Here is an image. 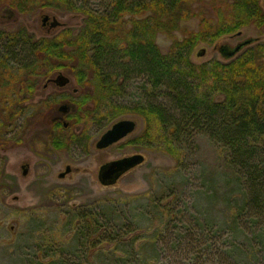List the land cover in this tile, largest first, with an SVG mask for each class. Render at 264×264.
Masks as SVG:
<instances>
[{
  "label": "trees",
  "instance_id": "1",
  "mask_svg": "<svg viewBox=\"0 0 264 264\" xmlns=\"http://www.w3.org/2000/svg\"><path fill=\"white\" fill-rule=\"evenodd\" d=\"M91 1L0 0V9L11 11V18L49 10L81 19L78 27L37 41L25 28L6 32L0 27V70L14 80L41 70L40 61L46 73L54 67L70 69L76 84H87L76 101L75 123L92 122L96 116L111 121L137 115L144 128L132 143L143 148H163L177 156L197 136L209 138L224 152L235 178L233 185L243 198L236 203L229 231L209 223L204 226L206 222L200 223L199 218L194 220L199 232L193 222L181 233L171 231V248L189 251L190 244L195 250L188 262L175 264H237L249 252L250 257L258 255L260 245L264 247V64L258 61L264 59V45L255 49L250 48L255 43L246 45L227 60L203 64L191 60L199 45L214 44L249 25V19L259 18L258 0L252 8L247 0H213L214 17H201L198 30L181 39L174 38L173 32L182 20L200 17L193 10L194 2L200 0H99L96 7ZM256 22L264 25V21ZM160 33L172 39L166 53L156 44ZM24 54L34 55L37 61L25 63ZM131 77L147 86L142 102H116L113 98L122 94ZM104 101L105 115L99 112ZM101 215L96 210L77 211L75 217L84 223L79 234L97 233L109 219ZM240 236L246 239L236 240Z\"/></svg>",
  "mask_w": 264,
  "mask_h": 264
},
{
  "label": "rangeland",
  "instance_id": "2",
  "mask_svg": "<svg viewBox=\"0 0 264 264\" xmlns=\"http://www.w3.org/2000/svg\"><path fill=\"white\" fill-rule=\"evenodd\" d=\"M211 2L213 4V0L194 2L193 10H197L200 17L182 20L172 36L181 39L198 30L201 17H214ZM98 4L99 0L91 1L94 7ZM10 12L0 9L1 30L12 32L32 23L29 31L36 37L42 35L40 19L44 14L55 16L66 27H78L81 20L68 13L59 15L49 10L30 11L13 18ZM252 35L258 32L250 26L231 40L203 43L195 49L191 60L195 64L225 60L214 46L224 43L233 46ZM155 40L162 53L168 51L172 42L171 37L162 33ZM203 48L205 54L198 56ZM258 61L264 64L263 58ZM11 72L14 76V70ZM69 72L66 71L74 78ZM143 86L139 78L131 77L123 86L122 94L113 99L117 98L115 101L123 105L142 102V90L147 88ZM81 88L86 89L87 84ZM106 111L104 101L99 112L105 115ZM98 119L96 116L95 121L82 124V129L89 134L86 153L78 145L74 152L71 148L63 149L59 151L60 156L51 158L49 155L55 153L47 152L46 145L44 155H39L44 166L31 167L25 177L19 165L12 166L19 153L8 155L11 159L8 163L6 150L0 148V264H123L125 260H129L127 264L186 263L195 250L190 244V252L171 248L174 239L169 234L171 231L181 233L189 222L198 229L195 218H199L200 223L206 222L204 226L213 224L227 231L232 227L229 222L236 203L241 202L243 196L233 185V172L218 145L200 135L186 144L177 156L171 155L163 148H143L132 143L144 128L143 120L137 115L126 114L111 121ZM123 119L135 121V131L106 149L96 150L94 143L99 136ZM136 153L144 156L143 163L126 172L115 185L102 186L98 182L97 170L102 162ZM66 165L73 170L60 178ZM79 210L89 213L96 210L101 217L109 219L104 223L100 221L103 227L97 233L84 237L78 231L84 223L75 217ZM245 239L240 236L236 240ZM261 246L258 255L250 257L249 252L236 263L264 264V247Z\"/></svg>",
  "mask_w": 264,
  "mask_h": 264
},
{
  "label": "flooded vegetation",
  "instance_id": "3",
  "mask_svg": "<svg viewBox=\"0 0 264 264\" xmlns=\"http://www.w3.org/2000/svg\"><path fill=\"white\" fill-rule=\"evenodd\" d=\"M247 1L248 7H254V0ZM257 7L259 8V18L257 19L264 21V0H258ZM54 17L49 14L41 16L42 35L37 37L29 31V29L33 28V25L28 23L25 26V30L29 37H32L35 41L45 38L51 39L67 28L56 17L54 20ZM257 19L254 17L249 19V25L247 24V26L243 27L250 28L252 26L258 32V35L251 36L253 41L249 44L255 43L250 46L253 49L259 44L264 45V25L259 26L256 22ZM0 25L3 24L1 23ZM61 27L60 31H55ZM242 29L220 39L231 40L236 36H240ZM230 47L232 45L229 43H224L219 47L214 46L222 57ZM205 52L206 50L203 55ZM23 56L25 63L31 60L33 62L37 61L34 55L31 57L29 54H24ZM38 58L42 60L41 57ZM39 67H41V70H32L28 73L22 72L23 74H20V77L14 80L9 79L11 76L7 75L6 71L0 70V148L6 150L8 163L11 161L8 155L19 153V157L17 159L14 158L12 166L19 165L22 169L21 174L23 177L27 176L31 167L44 166V160L39 159V155H44L46 145L48 146L47 152L53 151L55 153L49 155L52 158L53 155L55 157L60 156L59 151L63 149L71 148L74 152L79 142L80 147L86 153L88 145L83 146V143H87L89 140L87 130L82 129L83 123H75V117L78 112L76 101L78 97L83 95L84 90H82L80 84H76L74 73L70 69H62L60 67H54L46 73L42 69L43 63L41 61ZM66 71H70L69 73L74 78H71ZM61 75L67 79V82L58 79V76ZM76 133H81L84 138H76ZM96 142L94 143V148ZM104 163L106 162H102L99 167Z\"/></svg>",
  "mask_w": 264,
  "mask_h": 264
},
{
  "label": "water",
  "instance_id": "4",
  "mask_svg": "<svg viewBox=\"0 0 264 264\" xmlns=\"http://www.w3.org/2000/svg\"><path fill=\"white\" fill-rule=\"evenodd\" d=\"M55 20V17L53 18ZM252 42L251 38L244 39L237 43L235 46L230 47L226 54L223 55L224 59L233 57L240 49ZM205 49L198 52V56L203 55ZM58 79L67 82L65 77L58 76ZM136 129V123L130 119L119 120L107 129L97 140L95 148L98 150L106 149L107 147L119 142L120 140L133 133ZM144 156L140 153L132 154L115 160L107 161L101 165L97 172V180L102 186H113L126 172L134 169L142 164ZM72 171L70 166H66L63 173L59 177H63L66 173Z\"/></svg>",
  "mask_w": 264,
  "mask_h": 264
}]
</instances>
